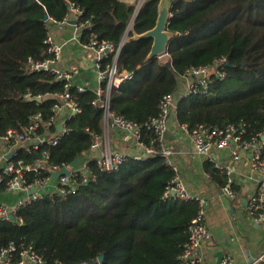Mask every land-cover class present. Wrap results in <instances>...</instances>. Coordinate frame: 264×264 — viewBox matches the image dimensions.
<instances>
[{
    "label": "trees",
    "instance_id": "1",
    "mask_svg": "<svg viewBox=\"0 0 264 264\" xmlns=\"http://www.w3.org/2000/svg\"><path fill=\"white\" fill-rule=\"evenodd\" d=\"M159 1L144 0L136 12L137 1L0 0V134L23 132L37 114L41 117L38 148L32 141L15 148L14 160L36 167L25 173L28 182L49 177L50 165L80 162L89 152L88 131L103 132L102 101L93 104L98 98L93 90L79 91L49 71L30 69V61L53 59L44 42L48 19L62 22L70 4L83 11L77 24L91 25L81 31L82 43L96 39L119 49L115 67L123 80L110 88L108 108L135 123L142 142L159 148L145 123L158 116L162 97L177 91L178 79L222 57L228 63L225 79L211 76L208 94L178 98L175 122L188 129L245 124L248 138L264 131V0H170L166 61L148 58L152 38H134L155 26ZM112 60V55L105 58L101 70ZM102 89L106 92L103 84ZM66 92L80 113L65 120L67 132L52 145L47 142L57 130L49 125L52 108ZM202 169L218 187L225 184L211 161H203ZM85 172V180L74 176L73 186L62 194H44L21 207L15 220L0 221V251L14 242L29 245L45 264H94L101 255L102 262L95 264H178L198 205L162 200L174 175L163 157L126 156L115 171H101L90 159Z\"/></svg>",
    "mask_w": 264,
    "mask_h": 264
},
{
    "label": "built area",
    "instance_id": "2",
    "mask_svg": "<svg viewBox=\"0 0 264 264\" xmlns=\"http://www.w3.org/2000/svg\"><path fill=\"white\" fill-rule=\"evenodd\" d=\"M69 13L75 15V19L78 23L83 11L76 5H69ZM66 21V18L62 22H56L52 19H48V26L62 24ZM78 25V24H77ZM80 30H90L91 25L88 21H84L78 25ZM48 45V52L53 54V59L45 60L43 62L33 63L30 61V69L34 71H49L56 76V78L65 79L69 77L68 74L58 71L52 68V64L58 58L59 47H57L53 41L50 31L47 33L45 41ZM84 49H87L94 55L95 68L97 73V88L94 91L97 95V100L93 101V104H99L103 107V126L104 130L108 127L116 128L121 132L130 135L136 142L137 148L140 154L131 156L133 159L144 161L147 157L158 153L164 158L165 164L174 173L172 179L168 183L165 191L162 194V200H178L180 202L194 201L198 205L196 215L191 219L187 231L188 239L184 245L183 252L178 256V264H202L198 255L201 247L206 241H209L210 235L205 226V208L207 206V200L198 197L190 193L182 182L180 173L175 164L171 160V149L165 144V137L168 132L167 120L171 114L175 115L174 108L176 106L177 98L175 93L167 94L162 97L159 104V114L157 117L151 118L145 123V128L155 133L158 138L159 148H157L152 141L148 144L141 141L140 129L132 122H129L122 117L115 116L109 111L108 108V96L110 88L119 85L123 80L116 74L115 61L119 53V49L115 50L112 44L106 42H98L96 39H89L82 44ZM110 55L113 56V62L111 65L102 71L101 64L105 58ZM167 54L164 53L158 56L159 59H163ZM228 65L226 58L222 57L214 61L210 66H202L198 68H191L186 75L180 78L188 79L187 87L183 96L187 95H206L210 88V77L215 76L218 80L225 79V67ZM126 77V76H125ZM124 77V78H125ZM102 84L106 87V92L102 89ZM69 86V84H68ZM79 91H83L85 88L77 87ZM105 96V97H104ZM181 97V96H180ZM60 104L55 105L52 108L53 116L50 119L51 124H56V116L60 109L66 111V119H70L80 113V108L66 92L58 97ZM40 100V97L34 98ZM103 99V100H102ZM174 109V110H173ZM175 117V116H174ZM40 114H37L34 118V122L31 123L23 132H18L13 129H8L5 133L0 134V186L4 191H25L28 193V197L23 200L17 201L12 206L0 205V221L9 222L15 220V214L17 211L32 202L40 198L44 194L64 192V188L72 187L75 179L74 176L78 174L82 176L83 180L88 176L85 172V165L79 164L76 167L67 165H50V173L60 171L62 168H68L70 170L69 175H64L57 180L52 179L51 174L45 179H36L28 182V177L25 173L36 171V167L32 164H25L22 160H14L16 157L15 148L17 146L32 141L33 148H38L39 144L43 142L41 137L35 135L38 128V121L40 120ZM61 123L62 129L58 130L56 124V133L47 142L52 145H57L59 140L67 132L65 126V120ZM177 124V123H176ZM180 130L185 133L189 139V142L194 150L196 156L205 157L207 160L214 164V167L221 171L226 177L225 184L221 188V192L224 196L233 198L235 193L232 189L231 175L234 171L232 163L241 162L245 159L249 171L251 181L254 182V187L251 190L247 203L246 210L251 222L255 225H259L264 228V131L257 133L256 135L248 138L246 136L245 124L238 126L228 125L223 128L219 127H207L203 124H198L192 129H188L186 125H178ZM88 131V130H86ZM90 136L89 151L102 148V154L98 155L95 160L97 167L101 171H115L125 161L126 156L111 150L109 142L105 139L104 132L97 134L88 131ZM213 150L217 151H230L231 160L228 163L219 165L217 162L219 159L213 156L211 153ZM13 151L10 160H7L6 156ZM248 157V158H246ZM45 160H39L38 164L46 163ZM207 177H209L207 175ZM37 188V192L32 194L30 190ZM13 217V219H11ZM263 257L257 259L261 261ZM0 264H45L44 260L35 252L29 245H17L14 242H10L9 245L0 251ZM220 264H233V259L229 255H223Z\"/></svg>",
    "mask_w": 264,
    "mask_h": 264
},
{
    "label": "crops",
    "instance_id": "3",
    "mask_svg": "<svg viewBox=\"0 0 264 264\" xmlns=\"http://www.w3.org/2000/svg\"><path fill=\"white\" fill-rule=\"evenodd\" d=\"M120 1L133 3L138 0ZM50 33L53 43L59 47L58 58L52 64V68L69 75L67 78L69 86L82 87L95 91L98 82L96 68L94 66V55L82 47V32L77 25L75 15L73 13H68L64 23L50 26ZM187 83L188 79H178V89L175 92L177 98H180L185 92ZM66 114L64 109H60L56 116V124H61L64 119H66ZM167 128L168 132L165 137V144L171 149V160L178 170H182L185 166L191 169L192 172L184 170L181 174L183 178L185 177L186 180L190 182L189 180L192 177L191 174L202 169L203 162L200 164L194 161L196 159V154L194 153L187 135L177 126L174 114L169 116ZM103 132L112 151L130 156L140 154L135 140L130 135L114 127H108V129L106 128L105 130L103 128ZM102 152L101 147L97 150L89 151L81 157L80 164H84L88 160L96 158L98 155L102 154ZM211 154L218 159L220 157L222 164L229 163L231 160L230 151L228 150H213ZM232 166L234 168L231 175L232 189L235 193L233 198L224 196L222 192L220 193L219 189L222 187H218L216 182L210 177H207L209 182L207 181V183L203 184L201 189L198 188L199 193L209 198V207H211L214 213L222 215V217H227L222 219L224 223L226 222L228 224V229L232 233L231 238L225 243L227 247H216V243L212 241L210 243V249L204 252L202 246L200 251H202V257H204L205 254L209 255L211 251L214 252L215 257V254L221 251L224 255H229L233 259V264H264V228L253 224L251 220L248 219L246 216V205H244V200H246L247 203L249 194L254 187V182L251 181L250 178L253 174H251L250 171L249 173L246 171L248 166L245 164V159H242V161L238 163H232ZM210 182L213 183V185H211ZM188 190L191 191L192 194L198 195L197 188H195L192 183ZM27 197L28 193L25 191L19 190L10 192L0 189V205L12 206L17 201L26 199ZM231 201L234 203V207L228 208V204L230 205ZM200 251L199 253H201ZM212 257L213 256H208L206 259L211 260ZM260 257H263V259L257 261ZM215 263L216 257L215 262H212V264Z\"/></svg>",
    "mask_w": 264,
    "mask_h": 264
},
{
    "label": "rangeland",
    "instance_id": "4",
    "mask_svg": "<svg viewBox=\"0 0 264 264\" xmlns=\"http://www.w3.org/2000/svg\"><path fill=\"white\" fill-rule=\"evenodd\" d=\"M161 60H167V57L164 56V58L161 59ZM205 160H206L205 157L196 156V159L194 161L201 164V162H203ZM217 163L219 165H222V162H221L220 157H219V161ZM184 170L187 171V172L188 171L189 172H192V171L187 166H185L184 168H182V170H179V173H180L182 182L185 185L186 189L188 190V188H190L191 183H192V185L195 188H197V191H198V193H197L198 195L197 196L200 195L199 197L202 196L201 198L207 200V207L205 208V226H206V228H207V230L209 232L210 239H209V241H206L203 244L202 249L204 250V252L206 250L210 249V243L212 241H214L216 243V247H220V248L221 247H227V245H225V243L230 240L231 235H232L231 231L228 229V224L226 222L224 223L223 222V219H222V218H227V217H222V215H219V214L214 213V211L211 209V207H209V205H210L209 198H207L206 196H203L201 193H199V189H201V186H203V184L207 183V181H208V178L206 176V173H204V171L202 169H199V170H197V172L191 174L192 177L189 180L190 182H188L186 180V178L185 177L183 178L182 175H181ZM246 171L249 173V169L248 168H246ZM210 184L213 185V183H211V182H210ZM219 190H220V193H221V189H219ZM189 192L192 193L191 191H189ZM233 205H234V203L231 201L230 202V205L228 204V208H233L234 207ZM246 216L249 219V216H248L247 212H246ZM200 252L201 253H199V257L201 259L202 264H212V262H215V257H214V252L213 251H211V253L209 255L208 254H205L204 257H202V251H200ZM208 256H213V257L211 258V260H207L206 258Z\"/></svg>",
    "mask_w": 264,
    "mask_h": 264
},
{
    "label": "water",
    "instance_id": "5",
    "mask_svg": "<svg viewBox=\"0 0 264 264\" xmlns=\"http://www.w3.org/2000/svg\"><path fill=\"white\" fill-rule=\"evenodd\" d=\"M144 0H138L137 4H136V12L137 10L140 8L141 4L143 3ZM169 7H170V0H160L159 4H158V14H157V18H156V22H155V26L147 31L144 32L143 34L134 35V38L136 39H140V38H152V46L150 49V52L148 54V58H155L158 57L162 54H164L166 52L169 40H170V34L169 32L166 30V26H167V19H168V15H169ZM136 14V13H135ZM134 14V15H135ZM47 18V14L44 15V19ZM133 20V17H132ZM131 20V21H132ZM35 101H39L38 99H36ZM62 129V124L58 126V130L61 131ZM13 151H11L7 156V160H10L12 157ZM79 164V160L78 158L74 159L72 164L70 165L71 167H76ZM70 174V170H68V168H62L60 171L52 173V179L57 180L58 178H60L61 176L64 175H69ZM37 188H33L32 190H30V192L32 194H35L37 192ZM60 195V194H59ZM244 205H246V200H244ZM11 219H13V217H11ZM223 252H217L215 254L216 257V263L215 264H220V261L223 257ZM103 260V255H101L95 262V263H100Z\"/></svg>",
    "mask_w": 264,
    "mask_h": 264
}]
</instances>
